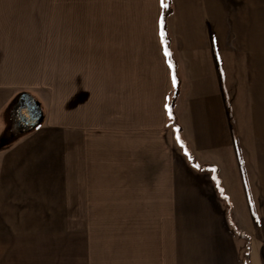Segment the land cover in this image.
Masks as SVG:
<instances>
[{
  "label": "crops",
  "instance_id": "obj_1",
  "mask_svg": "<svg viewBox=\"0 0 264 264\" xmlns=\"http://www.w3.org/2000/svg\"><path fill=\"white\" fill-rule=\"evenodd\" d=\"M170 2L199 168L160 0L43 1L52 29L0 1V264H264V0Z\"/></svg>",
  "mask_w": 264,
  "mask_h": 264
},
{
  "label": "trees",
  "instance_id": "obj_2",
  "mask_svg": "<svg viewBox=\"0 0 264 264\" xmlns=\"http://www.w3.org/2000/svg\"><path fill=\"white\" fill-rule=\"evenodd\" d=\"M165 3L168 4V7L164 8V11H163V13L160 16L159 22L161 20L163 21V31L165 33V36L163 38V50L166 47L167 50L171 53L170 57H166V60H167L168 65L171 64V67L170 66L169 67H170V71H171V78H172L173 83H174L173 94H172V97H171V99L169 101V105L167 107V126L171 127L174 130L176 141L181 146L183 151L185 152V155L189 159L190 164L192 166H194L195 168H199L195 164V161H194L193 157L191 155H189L188 152L186 151L185 143H184V141L181 138V128H180V126H179V124L177 122V118H176V115L174 113L175 102H176L177 96L179 94L180 81H179V78H178V75H177V63H176V60L173 57L172 50H171V41L168 38L167 30H166L167 19L169 18L170 14H171V2H170V0H165ZM160 30H161V25H160ZM233 141H234L235 146H236L239 162L242 165V160H241V155H240V152H239V149H238L237 140H236V137H234V136H233ZM182 145H183V147H182ZM201 171L212 172L213 182L215 184V189L217 191V194H219V196L222 198V192H221L220 187H219V182L217 180L215 170L213 168H211V167H203V168H201ZM247 255H248V251H246V256ZM245 261H246L245 264H249L247 257H245Z\"/></svg>",
  "mask_w": 264,
  "mask_h": 264
},
{
  "label": "rangeland",
  "instance_id": "obj_3",
  "mask_svg": "<svg viewBox=\"0 0 264 264\" xmlns=\"http://www.w3.org/2000/svg\"><path fill=\"white\" fill-rule=\"evenodd\" d=\"M0 1H15V5H21L23 14L21 15L22 23L19 25V28L23 29H52L53 28V21H50V16H45V19H43V16L39 13V8H41L43 1H45L47 10L49 7V1H72V0H0ZM16 20V19H15ZM15 25H17L15 23ZM17 28V27H16ZM11 135L14 136L18 134V130L15 129L12 125L9 127ZM7 137V135L4 136V138ZM246 263V261H245Z\"/></svg>",
  "mask_w": 264,
  "mask_h": 264
},
{
  "label": "water",
  "instance_id": "obj_4",
  "mask_svg": "<svg viewBox=\"0 0 264 264\" xmlns=\"http://www.w3.org/2000/svg\"><path fill=\"white\" fill-rule=\"evenodd\" d=\"M24 109L28 113V116L30 117L32 122L31 125L28 127L17 129L20 134L39 125L42 122L43 118L39 104L30 95L26 93H22L18 97L12 110L13 113H15Z\"/></svg>",
  "mask_w": 264,
  "mask_h": 264
},
{
  "label": "flooded vegetation",
  "instance_id": "obj_5",
  "mask_svg": "<svg viewBox=\"0 0 264 264\" xmlns=\"http://www.w3.org/2000/svg\"><path fill=\"white\" fill-rule=\"evenodd\" d=\"M13 118H12V122H13V126L15 127V129H21V128H25L31 125V119L28 116V113L26 112V110H21L19 112H15L12 114Z\"/></svg>",
  "mask_w": 264,
  "mask_h": 264
},
{
  "label": "snow or ice",
  "instance_id": "obj_6",
  "mask_svg": "<svg viewBox=\"0 0 264 264\" xmlns=\"http://www.w3.org/2000/svg\"><path fill=\"white\" fill-rule=\"evenodd\" d=\"M160 6L163 7V8H167L168 7V4L165 3V0H160ZM160 25H161V31H160V36H161V40L163 41V38L165 36V33L163 31V21L161 20L160 22ZM164 55L166 57H170L171 53L167 50V48L165 47L164 49ZM169 66L171 67V64H169ZM183 147V145H182Z\"/></svg>",
  "mask_w": 264,
  "mask_h": 264
}]
</instances>
